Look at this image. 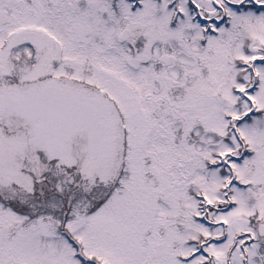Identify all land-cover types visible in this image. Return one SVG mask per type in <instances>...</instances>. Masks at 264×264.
I'll list each match as a JSON object with an SVG mask.
<instances>
[{
	"label": "snow or ice",
	"instance_id": "snow-or-ice-1",
	"mask_svg": "<svg viewBox=\"0 0 264 264\" xmlns=\"http://www.w3.org/2000/svg\"><path fill=\"white\" fill-rule=\"evenodd\" d=\"M0 264H264V0H0Z\"/></svg>",
	"mask_w": 264,
	"mask_h": 264
}]
</instances>
